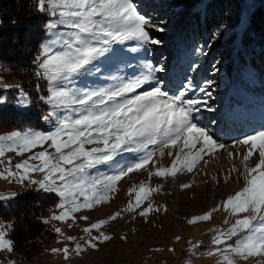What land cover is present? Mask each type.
Here are the masks:
<instances>
[{
  "label": "snow or ice",
  "instance_id": "6c2138e0",
  "mask_svg": "<svg viewBox=\"0 0 264 264\" xmlns=\"http://www.w3.org/2000/svg\"><path fill=\"white\" fill-rule=\"evenodd\" d=\"M35 7L52 18L44 24L46 39L33 60L35 76L46 82L47 92L39 100L48 107L42 119L52 130L0 135V158L6 152L20 157L29 154L17 163L11 158L0 159V179L56 196L57 210L42 223L52 225V231L63 238L58 243L67 241L72 247L50 251L62 254L66 261L73 254L98 251L100 245L113 239L107 229L126 215L151 223L153 216L167 213V205L152 198L163 192V184H151L153 177L175 182L181 176L202 175L203 183L210 179L219 185V176H210L205 169L220 159L223 150L229 161L239 158L243 167L241 171L232 164L223 183L236 172L243 176L244 185L215 206L185 217V222L198 226L223 211L227 214L223 224L229 225L228 217L236 216L228 227L208 229L216 246L208 255L219 253L220 264H264V126L235 140L231 147L239 146L237 151H230L228 144L201 126V111H215L208 103L214 98L209 90L213 82L197 87L186 78L175 92L168 90L164 77L157 75L166 73L165 64L156 65L147 58L148 45L162 43L151 30L164 32L166 22L153 23L139 11L135 0H36ZM218 36L219 32L214 34ZM125 69H131V75H122ZM98 81L104 83L98 85ZM0 90H15L21 106L31 103L20 84L0 83ZM8 99L0 94V106ZM125 153L131 156L117 159ZM164 157L171 160L168 166L160 164ZM141 172L147 173L149 180L129 188L124 207L89 222L85 211L110 204L120 182ZM178 187L183 192L192 189L193 183L181 182ZM18 195L15 191L0 192V203L13 202ZM77 220L88 222L82 228L84 237L68 235L53 223L72 228ZM14 227L0 223V253L8 255L7 264H16L11 258L16 251L11 238ZM120 239L127 241V234ZM183 239L175 236L176 242ZM187 244L195 256L200 243Z\"/></svg>",
  "mask_w": 264,
  "mask_h": 264
},
{
  "label": "rangeland",
  "instance_id": "374dc122",
  "mask_svg": "<svg viewBox=\"0 0 264 264\" xmlns=\"http://www.w3.org/2000/svg\"><path fill=\"white\" fill-rule=\"evenodd\" d=\"M169 1L170 0H135L139 11L150 18L153 23L160 24L161 21L166 22L164 25L166 30L164 32L152 29L151 32L153 37L162 41V43L158 45H148L150 55L147 58L152 60L156 65L161 63L165 64L167 69L166 73H158L157 75L164 77L167 82L166 87L170 92H175L176 89L181 86V83L186 81V78L191 79L193 84L197 87L206 86L204 83L205 81L213 82L209 90L213 92L214 98L209 100L208 103L213 106L215 111L208 112L202 110L199 114L200 125L210 131L212 125L220 122L218 121L220 118V127L227 126L229 133L231 131L229 140L225 142L231 146L235 140L242 139L246 135L264 126V76L252 75L250 73L252 69L247 71L244 68V72H241L233 63V56L230 60L224 58L220 53H217L219 56L215 59L213 53L216 49L215 44L218 38L212 39L210 43L205 45L202 40L198 41V45L194 47H184L182 40L184 18H173L174 14L170 10ZM180 24L182 25L180 26ZM164 35H168V37H164ZM45 39L46 34L42 43ZM197 48H202L203 52L197 53ZM168 49L170 50L168 54L173 55L174 61H176V69L184 65L187 71H181L183 72L182 74L179 73V71L175 77L172 76V73L168 70L171 60H173L172 56H169V60H165V63L163 62V58L159 56L161 54L165 55ZM172 51H174V54H172ZM193 64H197L199 67H191ZM131 72V69H125L121 74L131 75ZM181 75H183V77H181ZM238 75L242 76V79L245 80V84H236ZM259 78L262 80H259ZM22 82L23 79L16 74L7 77L0 76V83L21 85ZM102 83L104 82H97L98 85ZM0 94L7 95L9 97L8 102H12L18 109L26 110L30 108L33 103L39 109L46 108L43 111V115L46 114L48 110V107L39 100L40 95L33 97L28 93L31 103L27 107H24L18 103L19 97L15 90H9L8 92H3L1 90ZM206 113L207 115H212L214 113V120H210L211 123H209V121L206 123ZM227 113L233 121H228V125L222 120V117H226L225 115ZM44 123L46 127L44 130L25 128L14 131L52 130L51 125L45 121ZM228 126L231 127V129H229ZM11 132L0 135H7ZM211 133L215 138L223 142V134L215 131ZM220 135L222 137H220ZM39 150L40 149H34L33 151ZM237 150H239V146L234 149V151ZM221 151L222 155L220 159L214 160V163L217 164H215L212 170L208 171L210 176H219L221 181L219 185L210 179L208 183L205 184L202 182L204 179L202 175L193 174L181 176L175 182L171 180L165 182L163 179L156 177L151 178V184L153 186L156 184H163V192L154 194L152 198L157 204H166L169 209L168 212L153 216L151 218V223H145L140 217L133 219L132 216L126 215L125 219L114 223L107 229L113 236V239L110 242L100 245L98 251L88 250L80 256L73 254L70 260L66 261L62 254H54L50 250L52 248H62L65 245L72 247V245L67 241L58 243V239L62 240L63 238L55 233L44 246L37 248V250L31 252L28 256H21L15 253L11 255V258L16 261V264H220L221 257L219 253L211 256L208 255L209 251H214L216 248V246L211 243L213 233L208 231V229L213 227H228L231 223L235 222L237 217H228L229 225H224L223 220L227 214L221 211L214 214V219L211 222L201 223L198 226L187 225L185 217H190L193 214H200L215 206V204L221 200L226 199L228 195L234 194L236 191L240 190L244 185L243 176L236 172H232V179H230L227 184L223 183L225 173L230 169L232 164H235L241 171H243V167L239 158L227 162V157H225L227 155H225L223 150ZM27 155L29 154L26 153L24 157H20L13 152H6L5 156L0 159L7 160L11 158L13 163H17L26 158ZM130 156L131 154L125 153L123 158L118 157L117 159L126 160ZM223 156L225 160H221ZM170 162V158L164 157L160 161V164L168 166ZM157 166H159V164ZM2 167L3 166H0V170H2ZM101 170L105 172L108 171L105 167H101ZM35 175L39 176V174ZM148 180L149 178L145 172L130 174L129 178H125L120 182L119 191L114 194V199L110 204L100 206L92 211H85L83 214L90 217L89 222L107 217L113 211L125 206L129 200V188L141 182H147ZM181 182L193 183V188L182 192L178 187ZM9 191H15L21 194L26 193L28 189H25L20 184L11 183L9 180L0 179V192ZM56 210V208L50 210L45 218ZM53 223L57 227H60L66 234L80 238L84 237L85 234L82 232V228L85 227L88 222L77 220V226L72 228H68L64 223ZM123 234H127V241L120 239V236ZM176 235H182L184 239L181 242H176ZM187 241H191L193 244L200 243V248L197 250L195 256L191 254V246L187 244ZM229 243H232V241H229ZM153 248H161L164 250L161 252L150 251V249ZM169 248L174 249V251H168ZM7 259V254L0 253V264H7ZM238 264H245V262L238 261Z\"/></svg>",
  "mask_w": 264,
  "mask_h": 264
},
{
  "label": "trees",
  "instance_id": "16d2710c",
  "mask_svg": "<svg viewBox=\"0 0 264 264\" xmlns=\"http://www.w3.org/2000/svg\"><path fill=\"white\" fill-rule=\"evenodd\" d=\"M169 2L173 18L186 17L182 29L184 47H194L202 40L205 45L218 38L215 59L217 53L230 60L233 56L241 72L245 67L247 71L252 69L250 73L255 76H264V0ZM35 3L36 0H0V76L21 77L23 89L33 97L47 92L46 82L35 76L33 60L45 38L44 24L51 18L39 12ZM217 32L219 36L214 37ZM238 81V85L245 84L241 75ZM44 109L32 103L21 110L7 102L0 106V134L25 128L44 130ZM57 203L55 195L31 189L13 202L0 203V223L15 225L11 232L15 253L28 256L53 237L52 226L42 223V219Z\"/></svg>",
  "mask_w": 264,
  "mask_h": 264
},
{
  "label": "bare ground",
  "instance_id": "6f19581e",
  "mask_svg": "<svg viewBox=\"0 0 264 264\" xmlns=\"http://www.w3.org/2000/svg\"><path fill=\"white\" fill-rule=\"evenodd\" d=\"M152 31V30H151ZM164 37H168V35H164ZM176 38V37H175ZM166 45H168V44H166ZM166 45H164V46H166ZM171 45V44H170ZM177 48V47H176ZM170 50L168 49L167 50V53L164 55V54H161V55H159V56H161V58H163V62L165 63V60H169L168 59V57L169 56H172V59L173 60H171V63H170V66L168 67V65H167V67L169 68L168 70H169V72L170 73H172V76L173 77H175V75L179 72V73H183V72H181V71H183V70H186L187 71V69L184 67V65L182 66V67H178L177 69H176V67H175V65H177L175 62L176 61H174V58H173V55H170V54H168V52H169ZM176 53V52H175ZM172 54H174V51H172ZM158 56V57H159ZM160 58V57H159ZM181 77H183V75H181ZM177 85V84H176ZM215 115H214V113L211 115H207V113L205 114V120H206V123L209 121V123H211L210 122V120H214L213 119V117H214ZM226 117H222V120H223V122H225L226 123V125H228V121H232V119L229 117V114L227 113L226 115H225ZM205 120H202V121H205ZM218 121H220L221 122V119L219 118L218 119ZM218 121H215V122H218ZM220 122H218V124L216 123V124H214V125H212V127L210 128V132H220V134H223V142L225 143V142H227L228 140H229V135H231V131H230V133H229V131H228V128H227V126H224V127H220ZM233 122V121H232ZM222 126V125H221ZM229 127V126H228ZM229 129H231V127H229ZM219 136V135H218ZM220 137H222L221 135H220ZM229 150L230 151H234V149L230 146L229 147ZM225 153V155H227V153L226 152H224ZM224 155V156H225ZM224 156L221 158V160H225L224 159ZM225 157H227V156H225ZM227 160V162H230L229 160H228V158L226 159ZM213 162V163H212ZM212 162H210V164H209V166H208V168L207 169H205V171H210V170H212V168L213 167H215V164H217V163H214L215 161H212ZM224 162V161H223ZM223 162H222V164H223ZM217 166V165H216Z\"/></svg>",
  "mask_w": 264,
  "mask_h": 264
}]
</instances>
